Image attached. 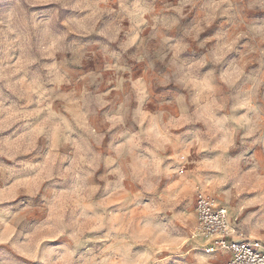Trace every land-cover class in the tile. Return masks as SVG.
Listing matches in <instances>:
<instances>
[{
	"label": "clouds",
	"instance_id": "1",
	"mask_svg": "<svg viewBox=\"0 0 264 264\" xmlns=\"http://www.w3.org/2000/svg\"><path fill=\"white\" fill-rule=\"evenodd\" d=\"M0 264H264V0H0Z\"/></svg>",
	"mask_w": 264,
	"mask_h": 264
}]
</instances>
